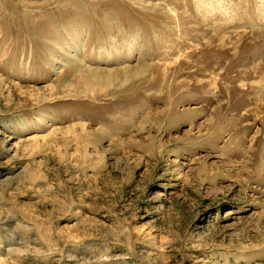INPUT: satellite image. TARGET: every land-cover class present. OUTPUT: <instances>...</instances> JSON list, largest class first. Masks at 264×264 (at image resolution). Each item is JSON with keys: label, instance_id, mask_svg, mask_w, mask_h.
Returning <instances> with one entry per match:
<instances>
[{"label": "rangeland", "instance_id": "rangeland-1", "mask_svg": "<svg viewBox=\"0 0 264 264\" xmlns=\"http://www.w3.org/2000/svg\"><path fill=\"white\" fill-rule=\"evenodd\" d=\"M0 264H264V0H0Z\"/></svg>", "mask_w": 264, "mask_h": 264}]
</instances>
